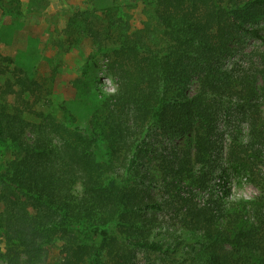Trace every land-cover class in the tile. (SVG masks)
<instances>
[{
  "label": "trees",
  "instance_id": "obj_1",
  "mask_svg": "<svg viewBox=\"0 0 264 264\" xmlns=\"http://www.w3.org/2000/svg\"><path fill=\"white\" fill-rule=\"evenodd\" d=\"M147 3L142 27L113 19L96 35L92 58L110 56L116 88L82 127L72 114L27 120L37 83L0 54V264H50L57 242V264H135L103 254L117 236L168 264H264V0ZM243 35L261 42L257 62L226 66ZM157 176L160 198L141 186ZM244 178L259 194L228 200L226 181Z\"/></svg>",
  "mask_w": 264,
  "mask_h": 264
},
{
  "label": "rangeland",
  "instance_id": "obj_2",
  "mask_svg": "<svg viewBox=\"0 0 264 264\" xmlns=\"http://www.w3.org/2000/svg\"><path fill=\"white\" fill-rule=\"evenodd\" d=\"M147 1L3 0L6 11L0 8V54L12 58L13 63L31 73L37 83L33 94L25 92L24 98L31 106L23 116L29 121H36L39 113H50L65 123L67 115L72 114L74 124L82 127L93 113H99L101 95L114 91L116 83L109 70L110 56L103 52L92 58L95 41L98 40L96 35L107 39L103 29L113 19L127 23L131 29L142 27L150 21L151 7ZM10 9H13L12 12ZM107 11H113L114 16H108ZM258 28L264 35V19ZM260 49L262 44L258 39L240 36L234 41L232 54L225 58L224 64L252 65L257 62ZM85 65H88V71L82 75ZM4 80L0 78V86ZM5 97L7 103L13 102L12 95ZM192 136V131L186 132L175 136L171 143L182 149L191 142ZM219 175L220 171L217 170L213 176L214 182L220 179ZM141 186L153 196L161 197L162 187L158 176L149 183L145 180ZM226 186L229 187L226 198L230 201L250 199L259 194V189L245 178L241 183L228 179ZM216 189L217 185L214 186L215 194ZM198 194L199 199L205 197L201 192ZM157 214L161 216L162 212ZM76 229L77 234L83 231L81 226ZM82 236L86 237L85 234ZM162 238L166 237L163 234L155 237ZM93 239L97 244L100 242V237ZM106 239L103 254L107 258L123 249L128 251V257L135 264H150L152 260L154 264H168L163 256L145 252L121 237H116L115 244ZM59 245L57 242L48 246V263L57 264L60 261ZM0 248L4 251L5 241L1 236Z\"/></svg>",
  "mask_w": 264,
  "mask_h": 264
},
{
  "label": "built area",
  "instance_id": "obj_3",
  "mask_svg": "<svg viewBox=\"0 0 264 264\" xmlns=\"http://www.w3.org/2000/svg\"><path fill=\"white\" fill-rule=\"evenodd\" d=\"M219 182L221 183L222 181L220 179H218V181L216 183H219ZM216 195L222 196V186L221 185H217Z\"/></svg>",
  "mask_w": 264,
  "mask_h": 264
}]
</instances>
